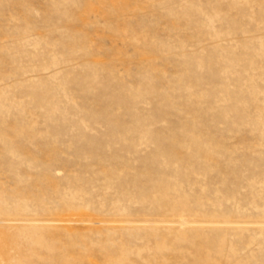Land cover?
<instances>
[{
  "label": "rangeland",
  "instance_id": "obj_1",
  "mask_svg": "<svg viewBox=\"0 0 264 264\" xmlns=\"http://www.w3.org/2000/svg\"><path fill=\"white\" fill-rule=\"evenodd\" d=\"M0 264H264V0H0Z\"/></svg>",
  "mask_w": 264,
  "mask_h": 264
}]
</instances>
